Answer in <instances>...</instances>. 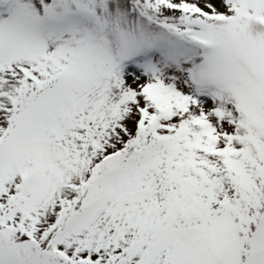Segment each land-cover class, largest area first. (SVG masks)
<instances>
[{"label":"snow or ice","instance_id":"6c2138e0","mask_svg":"<svg viewBox=\"0 0 264 264\" xmlns=\"http://www.w3.org/2000/svg\"><path fill=\"white\" fill-rule=\"evenodd\" d=\"M0 264H264V0H0Z\"/></svg>","mask_w":264,"mask_h":264}]
</instances>
